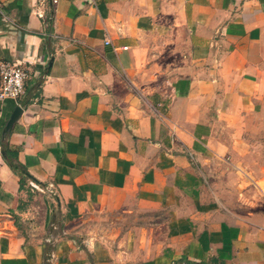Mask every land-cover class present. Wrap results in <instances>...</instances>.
I'll return each mask as SVG.
<instances>
[{
	"label": "crops",
	"instance_id": "crops-1",
	"mask_svg": "<svg viewBox=\"0 0 264 264\" xmlns=\"http://www.w3.org/2000/svg\"><path fill=\"white\" fill-rule=\"evenodd\" d=\"M2 62L0 264H264V0H0Z\"/></svg>",
	"mask_w": 264,
	"mask_h": 264
},
{
	"label": "rangeland",
	"instance_id": "rangeland-1",
	"mask_svg": "<svg viewBox=\"0 0 264 264\" xmlns=\"http://www.w3.org/2000/svg\"><path fill=\"white\" fill-rule=\"evenodd\" d=\"M164 63L165 65L168 64L166 61ZM242 128L244 136L242 148L245 150L242 162L248 171L253 172V169H255L264 176V115H260L256 118H249L247 124ZM254 191L255 195L260 198L258 200V206L255 207L259 208L263 204L264 209V180L260 183L259 190L255 189ZM247 207L249 206L247 205ZM88 223L89 226L95 224L93 221Z\"/></svg>",
	"mask_w": 264,
	"mask_h": 264
},
{
	"label": "built area",
	"instance_id": "built-area-1",
	"mask_svg": "<svg viewBox=\"0 0 264 264\" xmlns=\"http://www.w3.org/2000/svg\"><path fill=\"white\" fill-rule=\"evenodd\" d=\"M28 77L29 72L25 66L10 62L0 63V101L21 97ZM48 190L52 193V186Z\"/></svg>",
	"mask_w": 264,
	"mask_h": 264
},
{
	"label": "water",
	"instance_id": "water-1",
	"mask_svg": "<svg viewBox=\"0 0 264 264\" xmlns=\"http://www.w3.org/2000/svg\"><path fill=\"white\" fill-rule=\"evenodd\" d=\"M23 110L21 107L16 106L13 111L10 113L9 117L7 118L6 122L4 123V126L1 129V140L5 141L9 134L11 133V130L13 128V125L19 120ZM1 156L5 157V151H0ZM22 175L25 177L27 176L24 171H21Z\"/></svg>",
	"mask_w": 264,
	"mask_h": 264
},
{
	"label": "trees",
	"instance_id": "trees-1",
	"mask_svg": "<svg viewBox=\"0 0 264 264\" xmlns=\"http://www.w3.org/2000/svg\"><path fill=\"white\" fill-rule=\"evenodd\" d=\"M0 150L5 151V163L9 166V168L15 173L20 174L22 170H24L23 166L18 162L17 152L12 150L8 142H0ZM21 175V174H20ZM29 179L31 177L27 176Z\"/></svg>",
	"mask_w": 264,
	"mask_h": 264
}]
</instances>
